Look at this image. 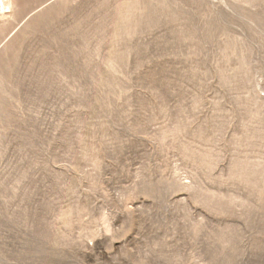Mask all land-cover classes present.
<instances>
[{"label":"rangeland","instance_id":"rangeland-1","mask_svg":"<svg viewBox=\"0 0 264 264\" xmlns=\"http://www.w3.org/2000/svg\"><path fill=\"white\" fill-rule=\"evenodd\" d=\"M7 2L0 264H264V0Z\"/></svg>","mask_w":264,"mask_h":264},{"label":"bare ground","instance_id":"bare-ground-1","mask_svg":"<svg viewBox=\"0 0 264 264\" xmlns=\"http://www.w3.org/2000/svg\"><path fill=\"white\" fill-rule=\"evenodd\" d=\"M7 1L6 0H0V12L5 11L6 9L10 8V6H9L10 4ZM4 14H6V12Z\"/></svg>","mask_w":264,"mask_h":264}]
</instances>
